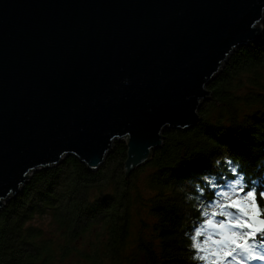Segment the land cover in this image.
<instances>
[{
    "label": "water",
    "instance_id": "water-1",
    "mask_svg": "<svg viewBox=\"0 0 264 264\" xmlns=\"http://www.w3.org/2000/svg\"><path fill=\"white\" fill-rule=\"evenodd\" d=\"M263 21L264 0H0V210L68 155L98 170L118 139L130 175L197 124Z\"/></svg>",
    "mask_w": 264,
    "mask_h": 264
},
{
    "label": "trees",
    "instance_id": "trees-1",
    "mask_svg": "<svg viewBox=\"0 0 264 264\" xmlns=\"http://www.w3.org/2000/svg\"><path fill=\"white\" fill-rule=\"evenodd\" d=\"M207 89L197 124L166 128L130 175L125 139L96 171L68 155L33 172L0 210V264H216L218 248L233 252L221 264H237L239 249L215 243L223 235L210 220L264 253V237L249 238L238 226L247 217L229 206H250L253 190L264 219V21L260 40L237 48ZM48 215L58 240L26 226Z\"/></svg>",
    "mask_w": 264,
    "mask_h": 264
},
{
    "label": "rangeland",
    "instance_id": "rangeland-1",
    "mask_svg": "<svg viewBox=\"0 0 264 264\" xmlns=\"http://www.w3.org/2000/svg\"><path fill=\"white\" fill-rule=\"evenodd\" d=\"M223 68L221 69V71L223 70ZM142 177H143V180H144V177L145 176H142ZM241 204H242V207L244 206L243 208H246L247 211H248V213H249V215L246 216V217H247L248 222L250 223L249 219L251 217L250 213H251L252 209H251V207H249L248 204L245 205V203L243 201L241 202ZM26 226H31L36 231L42 232V234L45 237L49 238V239L52 238L54 240H58V238H59L58 233H56L57 232L56 231V227L52 223V218H51L50 215L44 216V217H36L33 220L28 221L26 223ZM208 227H211L212 228V233H219V234L223 235V237L221 238V240H224L225 237L230 236V232H232V230L229 231L228 228H226L225 225H222V224L221 225H217L212 220H210V222L208 223ZM236 233L238 234V236H240L238 231H236ZM198 234H199V232H198ZM81 244H82V242L80 243V246H81ZM241 252H243V251H241ZM223 256H225L224 252L220 248H218V250H217V258L214 259L215 260V263L216 264H221L222 263L221 261H222V257ZM255 257H259V255H257V256H254V255H251L250 256V255H248L246 258H242L241 262H242V264H254V263H252V261L254 260ZM262 260H264V259H262ZM256 264H264V262L263 263H256Z\"/></svg>",
    "mask_w": 264,
    "mask_h": 264
},
{
    "label": "snow or ice",
    "instance_id": "snow-or-ice-1",
    "mask_svg": "<svg viewBox=\"0 0 264 264\" xmlns=\"http://www.w3.org/2000/svg\"><path fill=\"white\" fill-rule=\"evenodd\" d=\"M261 195L264 196V193H261ZM246 197L252 198V201H253L252 204L249 206L252 209L250 215H251V219H252L253 223H249L248 220L245 219L242 222H239L238 226L240 228H251L252 229V232L248 234L249 238H254L257 233H259L262 237H264V219H257V217H258V205L256 204V201H255V197H256L255 191H253V190L247 191ZM229 206L233 207V208L241 209V211L244 213L245 216L249 215L247 209L242 207L240 199H236V200L231 201ZM256 225H259V227H257ZM229 242L231 244H234L236 248L243 249L246 252H248L249 254H251V251L253 250V249H251V247L249 245H247V243H245V244L237 243L236 238H234L232 236L225 237V239L221 240V241H215V243H229ZM224 254L227 256H231L233 254V252L228 251V252H225ZM255 258L264 259V256L255 257Z\"/></svg>",
    "mask_w": 264,
    "mask_h": 264
},
{
    "label": "clouds",
    "instance_id": "clouds-1",
    "mask_svg": "<svg viewBox=\"0 0 264 264\" xmlns=\"http://www.w3.org/2000/svg\"><path fill=\"white\" fill-rule=\"evenodd\" d=\"M124 82H125V83H128V81H127V80H125Z\"/></svg>",
    "mask_w": 264,
    "mask_h": 264
}]
</instances>
